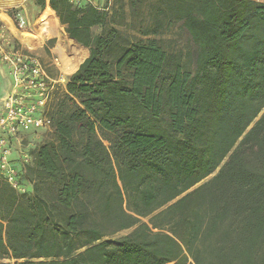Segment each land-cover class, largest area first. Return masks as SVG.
Returning a JSON list of instances; mask_svg holds the SVG:
<instances>
[{
	"label": "trees",
	"instance_id": "1",
	"mask_svg": "<svg viewBox=\"0 0 264 264\" xmlns=\"http://www.w3.org/2000/svg\"><path fill=\"white\" fill-rule=\"evenodd\" d=\"M35 4L73 73L30 189L0 180V264H264V0ZM126 17L180 22L194 69Z\"/></svg>",
	"mask_w": 264,
	"mask_h": 264
},
{
	"label": "built area",
	"instance_id": "2",
	"mask_svg": "<svg viewBox=\"0 0 264 264\" xmlns=\"http://www.w3.org/2000/svg\"><path fill=\"white\" fill-rule=\"evenodd\" d=\"M14 18L16 29L27 26L20 13H16ZM0 63L11 77V86L0 113V180L16 192L25 193L30 186L22 180V173L32 162V151L39 139L36 131H51L52 112L65 92V85L50 75L40 58L24 49L2 23Z\"/></svg>",
	"mask_w": 264,
	"mask_h": 264
},
{
	"label": "rangeland",
	"instance_id": "3",
	"mask_svg": "<svg viewBox=\"0 0 264 264\" xmlns=\"http://www.w3.org/2000/svg\"><path fill=\"white\" fill-rule=\"evenodd\" d=\"M34 1L35 0H25L22 4L9 8L5 11H3L4 14H7L10 16L12 19V15H16V13H20L22 16L26 17L29 21L27 26L25 28L19 29L20 32H24L30 35H35L36 34V28L37 24L39 22V18L42 14V10L38 9L37 7L34 6ZM126 0H74L75 4L77 6L79 5H84L87 3H92L96 7L103 9L106 8L109 13L112 12V9L114 7H118L120 4L125 3ZM46 8V7H45ZM44 8V9H45ZM128 12L127 6H125V14ZM1 13V11H0ZM55 14L54 12L52 13V17L54 18ZM1 19V17H0ZM58 19V18H57ZM115 19L119 20V16L116 15ZM13 23L16 24L14 19H12ZM128 22L129 18H125L122 23L123 25H118L117 27L121 30H125L127 32H131L136 34L139 38L141 39H154L156 40L159 45L167 52L171 53H182L183 55V60L186 61V65L188 67H191L194 69V64H193V58H194V53H195V47L190 40V37L188 33L182 28L181 23H175L169 25L167 29L162 31L159 34L156 35H147V36H142L140 34H137L134 32L133 29L128 27ZM61 25V24H60ZM17 33L18 37L21 41V45L24 49L31 51L35 55H37L43 65L45 66L47 72L61 80V83L66 85L68 81V77L73 73L68 74L67 69L70 67L71 63L68 60H64L63 65H60L57 62L56 54L53 52V48L56 43V38L55 37H49L45 38L42 41L39 42L38 45H29L24 41V38L22 37L21 33ZM61 32L67 36V34L64 31V27L61 25ZM93 33H99L100 32V27H94L92 29ZM40 36V40H41ZM54 39L53 44L50 46L49 40ZM26 43V44H25ZM38 46V47H37ZM62 85H60V89H62ZM264 111V108L260 112V114ZM259 114V115H260ZM251 126V125H250ZM36 135H39V139L36 141V144L41 143L42 141H45L51 137L50 130H37ZM214 174V173H213ZM213 174L209 175L205 179H203L200 183H203L207 181ZM129 230L121 231L115 234L113 237L121 236L126 233H128ZM12 263L14 262L13 260H10Z\"/></svg>",
	"mask_w": 264,
	"mask_h": 264
},
{
	"label": "crops",
	"instance_id": "4",
	"mask_svg": "<svg viewBox=\"0 0 264 264\" xmlns=\"http://www.w3.org/2000/svg\"><path fill=\"white\" fill-rule=\"evenodd\" d=\"M9 5L5 8V9H1L0 8V11L1 13L0 14H4L3 11L9 9V8H12V7H16L20 4H22L23 2H25V0H9ZM35 3V1H34ZM47 5V4H46ZM35 7H37L38 9H40L36 4H34ZM46 7V6H45ZM6 15V17L8 18V21H5L3 19H0V23L4 24V26L11 31V33L14 35V37L20 41L17 33L20 32V30L16 29L12 19L10 18L9 15L7 14H4ZM27 23H29L28 19L25 17ZM21 33V32H20ZM39 35V32L36 30V35ZM40 36V35H39ZM44 38H41L40 41H42ZM39 41V42H40ZM21 42V41H20ZM87 55H88V50H87ZM10 86H11V77L8 73V71L6 70L5 66L3 64L0 63V113L2 112V109H3V100L6 96V94L8 93L9 89H10Z\"/></svg>",
	"mask_w": 264,
	"mask_h": 264
},
{
	"label": "bare ground",
	"instance_id": "5",
	"mask_svg": "<svg viewBox=\"0 0 264 264\" xmlns=\"http://www.w3.org/2000/svg\"><path fill=\"white\" fill-rule=\"evenodd\" d=\"M9 2H10L9 0H0V8L1 9H5L9 5ZM0 17H1V19L5 20V21H8V18L6 17V15L0 14ZM21 35H22V37L24 38V41L27 44L33 45V46L39 44L40 36L38 34L37 35L36 34L35 35H30V34L22 32ZM20 40H23V39H20Z\"/></svg>",
	"mask_w": 264,
	"mask_h": 264
}]
</instances>
